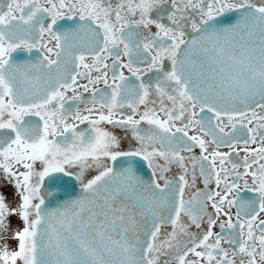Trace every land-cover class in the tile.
Here are the masks:
<instances>
[{
	"label": "snow or ice",
	"instance_id": "1",
	"mask_svg": "<svg viewBox=\"0 0 264 264\" xmlns=\"http://www.w3.org/2000/svg\"><path fill=\"white\" fill-rule=\"evenodd\" d=\"M0 264H264V0H0Z\"/></svg>",
	"mask_w": 264,
	"mask_h": 264
}]
</instances>
